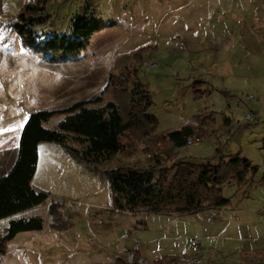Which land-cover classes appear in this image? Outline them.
<instances>
[{"label":"rangeland","instance_id":"rangeland-1","mask_svg":"<svg viewBox=\"0 0 264 264\" xmlns=\"http://www.w3.org/2000/svg\"><path fill=\"white\" fill-rule=\"evenodd\" d=\"M33 2L0 0V175L13 165L31 113L54 111L43 127L57 129L65 115L62 110L110 94V75L120 74L121 59L130 64L134 54L136 76L150 91L151 112L158 118L155 137L195 124L196 115L215 116L199 140L162 167L171 161L202 160L219 147L222 154L248 159L256 169L248 182L223 187L228 206L183 214H133L114 208L103 172L120 164L145 165L149 154L144 148L154 147L153 139L135 142L100 164L99 172L59 143L40 141L31 185L49 194L34 210L42 227L17 232L6 242L0 264H116L117 254L127 248L156 254L200 248L213 252L203 264H243V254L264 249V80L245 82L224 74V67L232 70L229 63L238 57V50L212 41L189 51L182 19L170 10L177 0H46L41 19L31 26V38L16 24L22 8ZM83 16L95 18L99 27L77 54L52 57L43 47L45 40L54 35L72 37L75 19ZM260 51L253 53L262 57ZM241 57L251 56L242 51ZM200 77L214 89L197 97L193 84ZM209 89L206 82L199 91ZM246 112L254 115L253 122L245 118ZM224 118L231 119L229 127ZM53 200L61 201L57 226H52L48 212ZM127 259L131 261L132 255Z\"/></svg>","mask_w":264,"mask_h":264},{"label":"trees","instance_id":"trees-1","mask_svg":"<svg viewBox=\"0 0 264 264\" xmlns=\"http://www.w3.org/2000/svg\"><path fill=\"white\" fill-rule=\"evenodd\" d=\"M45 3L46 0H35L22 8L16 24L21 33L27 31L32 38L31 26L41 19ZM98 27L93 17H77L72 37L51 36L43 47L52 57L77 54ZM121 61L120 74L109 77L111 93L62 110L65 115L57 129L43 127V122L48 121L54 111L39 110L28 116L19 136L16 159L9 171L0 175V254L17 232L42 227V218L34 210L49 194L31 185L40 141L59 143L87 168L99 172V165L110 161L117 153L137 141L153 139L154 147L144 148L149 154L145 165L126 163L103 172L109 180L114 208L133 214H183L222 208L228 204V199L222 195L223 187L231 182L240 186L251 179L249 174L256 167L239 154H222L219 147L212 156L202 160L171 161L170 166L162 167L165 160L186 148L189 141L199 140L203 127L215 122V116L212 113L196 115L195 124L155 137L158 118L151 112L150 91L136 76L137 57L134 54L130 64L125 59ZM204 83L202 78L194 81L195 96L210 94L211 89L199 91ZM254 118L253 115L249 122ZM231 122L230 118H224L225 126L229 127ZM60 207L59 200H53L49 206L52 226H57L61 218ZM129 255H132L131 261L127 259ZM178 258L162 256L149 264H167ZM140 259L143 258L137 251L125 249L117 254L116 264H139ZM242 261L243 264H264V249L243 254Z\"/></svg>","mask_w":264,"mask_h":264},{"label":"crops","instance_id":"crops-1","mask_svg":"<svg viewBox=\"0 0 264 264\" xmlns=\"http://www.w3.org/2000/svg\"><path fill=\"white\" fill-rule=\"evenodd\" d=\"M170 10L177 12L178 20L182 19L183 28L188 32L184 39L188 42L189 51L205 48L203 45L206 46V44L215 41L218 46H223L225 49L238 50L236 51L238 57L229 63L232 70L229 72L224 67L225 75L233 80L244 79L245 82L252 81L257 77L264 80V0H232L230 2L228 0H177L176 5ZM215 14L217 15L215 16ZM258 50H261L262 57L254 55L255 51ZM242 51L248 52L251 57L243 59L241 57ZM206 74L204 72L203 76ZM206 77H202V79L208 83L211 90L214 89ZM127 249L137 251L142 258L151 261L162 256H182L208 252L199 248V250L196 249L192 252L166 251V253L156 254V251L150 253L135 248ZM211 254L213 252L210 253V257ZM220 255L224 258L228 257ZM234 257L235 255L231 258Z\"/></svg>","mask_w":264,"mask_h":264},{"label":"built area","instance_id":"built-area-1","mask_svg":"<svg viewBox=\"0 0 264 264\" xmlns=\"http://www.w3.org/2000/svg\"><path fill=\"white\" fill-rule=\"evenodd\" d=\"M150 64V63H149ZM148 64V65H149ZM150 65H154V63H151ZM247 99H255L253 96H248ZM245 118L248 121L253 120V115L251 112H246ZM193 141H189L186 145V148H190L192 146ZM193 242L195 244H198V240L194 239ZM210 254L208 252H202L198 254H190V255H182L179 256V258L175 261H171L167 264H203L208 260ZM139 264H149L147 262H144L142 259L139 260Z\"/></svg>","mask_w":264,"mask_h":264}]
</instances>
